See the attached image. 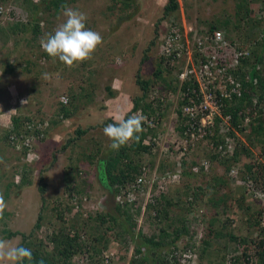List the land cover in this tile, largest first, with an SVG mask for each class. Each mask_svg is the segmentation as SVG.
<instances>
[{"label": "trees", "instance_id": "obj_1", "mask_svg": "<svg viewBox=\"0 0 264 264\" xmlns=\"http://www.w3.org/2000/svg\"><path fill=\"white\" fill-rule=\"evenodd\" d=\"M17 1L26 2L29 8L25 7L24 4H19ZM111 1L116 2V0ZM64 2L65 0H0V16L7 14L9 17L8 23L11 22L8 27L0 23V49H3L9 42L10 38L8 35L11 33L12 36H17L18 41H23L28 46L30 43L36 49L35 53L39 52L35 61L40 59V63L50 61L57 64L55 61H59V59L48 56L41 47L42 38L40 37L45 39L48 33L54 32L58 27L56 24L54 26L51 25V27L48 25L53 24L52 17H56V14L62 10L61 5H66ZM118 2L121 4L119 9L121 14L118 17L116 26L124 22H133L138 15L136 7H138L139 2L137 0H119ZM7 3H11L12 10L7 7L9 5ZM250 6L251 9H249ZM162 10L164 15H171L169 18L166 17L168 27H181L180 14L177 13L179 11L178 0H167ZM256 10L264 12V0H238L233 17L227 13L224 17L215 18L213 22H209L204 27V31L207 34H211L214 30H220L226 38L236 35L237 40L240 42V48L249 50L248 55L241 59L238 67L233 72L237 78H240V94L232 98V103L226 101V107L224 112H222L223 116L231 115L228 124L231 128L237 127L239 122L238 114L252 115L253 113L251 110L252 96L257 88V84L252 81L254 78L258 79L260 88L264 93V71L259 65L263 62L264 28L259 36H255L249 33L252 31L251 28L250 31L247 30L245 32L242 27L245 21H247L246 26L249 25V27L254 29L257 23L262 22L264 24V17L258 18L255 16ZM176 14L177 16H175ZM158 26L159 24H156V27ZM86 27L90 28L91 26L86 25ZM14 28H16L15 31L12 30ZM47 29L50 30L47 31ZM90 29L94 30L93 28ZM14 33H17V35H14ZM156 35L157 32L155 30V36L143 48L146 51L141 56V61L148 56V50L153 53L154 47L161 43ZM24 37H26L25 41ZM110 43L108 42L109 45ZM96 50H102L101 46L99 45ZM103 50H111V48L105 46ZM174 50L168 54L158 53L156 58L157 65L151 76L140 79L139 69L135 72L136 84L142 90V95L133 98V107L129 115L140 109V112L146 116V121H148L143 124L144 130L139 133V141H129L121 146L119 150L111 149L109 147L111 141L104 135L103 128L109 123H114V120L107 119L99 125L101 127L100 130L94 131V133L98 131L99 136L102 138L105 137L106 146L101 148L99 145L98 149L93 152L78 143L77 148L79 150L77 151V156L73 159L75 163L70 164L63 173V179L66 182L65 188L68 191L66 193L68 200H65V204L68 206H64L63 210L57 211V216L61 220L56 222L55 228L52 227L50 229L46 240H41L42 238L34 239L33 232L27 238L23 237V247L31 249L32 260L28 261L25 259L19 264L112 263V257L105 258L103 256L112 246V240L121 244L126 243L125 246H128V244L133 245V253L129 259V264H192L193 260L195 264H264V227L261 225V221L264 218V199L254 198L252 202L247 204L243 202L244 192L245 194L253 195V191L249 192L250 188L245 184L247 179H254V182L257 183L258 177H262L259 179L263 181V186L258 185L257 187L264 190V164H257L258 174H254V176L250 175L252 174L251 166L247 165L244 172L241 165L238 166L237 164L240 161V153L251 154L247 148L235 145L231 154L217 157L213 154L215 153L214 149L209 146L210 153L204 154V157H199V160H196L197 169L192 171L183 169L182 174L175 181L171 180V175L177 169L176 164L182 163L185 157L180 156L177 158L174 150H166L164 161L156 166H154V160L152 159L147 163H141L142 154L154 153L153 145L155 143L144 142L147 137L152 141V137L154 139L158 135L156 132L152 133V127L150 126L155 123V115L153 114L157 113L158 116L160 105L164 104L165 98L172 97L180 89L185 91L187 86L185 82L180 85L177 76L171 77L174 75V62L178 59L174 56ZM14 51L17 50H11L10 52L6 50L4 52L3 59H7L3 62L0 61L4 66L2 68L3 74L11 73L15 70L12 62L8 61L9 53ZM22 51L20 50V52ZM26 51L29 52L31 50H25L24 53ZM24 53L22 56H24ZM173 57L175 58L174 60ZM25 61H27L25 65L27 70L31 65V61L28 59ZM181 61H178L177 64ZM92 64L91 60L78 62L73 67H68L63 63L55 68V72L59 74L60 78L67 81V86H73L75 82L70 84L68 74L83 73V83L88 82L99 71V67L95 69ZM167 74L169 76H166ZM83 83L79 86L80 90L88 89V86ZM161 85L166 88L167 94L164 95L159 92L158 87H155H161ZM151 87L158 89L155 90L156 96L146 101L144 100L145 95H147L146 93ZM68 88L71 89L70 87ZM106 88L110 89L109 86H106ZM3 89V86L0 87V95H3ZM37 92H39V89ZM64 95L67 96V101L62 102L59 100L58 109L54 113L56 118L51 120L54 124L61 123L63 118L71 116L78 105V103H74L76 97L78 99L84 96L89 97L93 93L87 91L85 94L76 96L72 88L71 91ZM177 102L178 106H180L187 103V99L184 98ZM34 117V113L23 110H18L11 115L10 128H2L0 130V145L3 147H16L17 141L15 137L23 145L22 139L24 136H30L31 133L33 135L37 134L39 131L35 130L37 123ZM41 121L43 120L41 119ZM185 121L189 124L193 119L187 115L182 116L178 107L176 110V123L178 124H176L174 132L184 131ZM252 122L254 124L250 126L249 136L255 138L260 136L261 139H264V116H256ZM213 125L214 128H217L216 132H218V129L226 127V122L223 118H216ZM238 130H242L240 126ZM87 131L88 128H77V136L72 138L71 141L79 139ZM47 132L48 129L46 127L40 130L41 139L44 138L45 133L47 135ZM231 132L229 131V133ZM23 149L26 150L24 145ZM18 152L21 153L22 151ZM23 154L24 152H22V157ZM0 158H3L2 155ZM82 160L86 161L87 165H83L81 168ZM203 161H207V167L202 163ZM212 162L216 166H222L219 172L210 171ZM37 163L38 161L32 163L23 161L21 168L15 172L13 171L14 176L19 170V173H17L19 175L18 181H15L12 176L13 179L9 185L20 186L30 183V175L36 168ZM93 165L96 169L95 180L99 184V189L104 193L99 201L102 210L99 211L97 207L94 214L90 213L86 218H83V209L81 207H83V203L89 200L88 197L90 195H88L87 189L92 184H89L90 174L88 171ZM154 174L156 177H153ZM239 174L243 175L240 180H238ZM184 177L185 181L182 180ZM78 179H80L79 182ZM39 180L41 181L39 191L44 193L46 186L43 183V176H40ZM181 180L184 182H182L183 184H180ZM242 180L244 184L240 183ZM234 184L236 185L234 186ZM229 186H234L235 193ZM148 187L151 189L150 195L148 198H144V190ZM224 188H229V190L222 191ZM230 190L232 196L230 195ZM131 193L138 197L136 203L135 199H128ZM239 193H241V197L233 199ZM116 195L120 196L121 200H117ZM235 202L237 203L236 206H239L238 208L241 210H239L238 219L234 225L233 218L229 219L228 217L229 214L234 213ZM74 208L77 210L81 220L76 222L69 218L63 219L61 213L74 210ZM141 213L144 216L143 230H136V217ZM189 216H193V220L206 219L207 225H204L202 235H200L198 228L196 230L195 227L191 226L189 220L191 218ZM201 220L199 222L202 224ZM41 221L42 217L39 214L34 224L35 229L40 228L42 225ZM216 223L217 225H215ZM13 235H16V232L8 231L7 238ZM219 239H223V253L215 246L216 243L220 244ZM226 247H230V250H238V254L228 256Z\"/></svg>", "mask_w": 264, "mask_h": 264}, {"label": "rangeland", "instance_id": "obj_2", "mask_svg": "<svg viewBox=\"0 0 264 264\" xmlns=\"http://www.w3.org/2000/svg\"><path fill=\"white\" fill-rule=\"evenodd\" d=\"M118 1L119 0H116V2L111 0H65L64 2L67 6L79 9L80 11L86 13V25L91 26L90 28L99 32L102 38H104L103 43L100 45L102 50H96L93 53L92 58L89 59L92 61V66H94L95 69L99 67V71L94 75V77L89 79L88 82L83 83V73H67L70 84L75 82L73 86H67V81L56 76L55 72V68L59 64L62 65L63 62L55 61L57 62V64H55L50 61L40 63V59L35 61L39 52L35 53L36 49H34L30 43L28 46L25 42L18 41L17 36H12L11 33L8 35L10 38L9 42L3 49H0V61L2 62L7 59H3L5 55L4 52H6V50H9V52L11 50H17L9 53L8 57V61L12 62L15 66V70L13 72L3 74L2 68H4V66L0 62V87L3 86L4 88L3 95H0V130L2 128H10V117L18 110L29 111L30 113H34L40 120H49L50 122L55 118L54 112L58 109L60 96L68 91H71L72 88L76 96L79 94H85L87 91L93 93V95H90L89 97L84 96L80 99L76 97L74 99V103H78V105L74 109L71 116L64 118L61 123L51 125L49 127L50 129L48 128L47 135L45 133L44 138L35 143L34 151L37 154V157H33L36 158L35 160H37L38 163L30 175V183L20 186L9 185L13 179L12 176L14 172L21 168L25 159L22 157L23 151L21 153L18 152L21 151V149L12 146L3 147L0 145V156L2 155L4 159L0 166V191L3 192L4 199L7 203V208L4 211L3 218L0 219V239H4L9 247L23 246V237L27 238L31 232H33L34 239L38 240L42 238L41 240H46V236L50 232V229H52V227L55 228L56 222H60L61 220L57 216V211L63 210V208H65L64 206H68L65 204V200H68V195L66 194L68 191L65 188L66 182L63 179V173L70 164L75 163L73 159L77 156V151L79 150L77 148L78 143L93 152L98 149L99 145L101 148L106 146L107 143L105 137L102 138L99 136L98 131L95 133L94 131L100 130L101 127L99 125L105 120H114L115 115L118 113L128 112L129 109L131 110L133 107V98H137L142 95V90L139 88L138 84H136L135 80V72L137 69H139V78L141 79L151 76L156 68V58L161 50L160 44L158 45L157 43L158 46L154 47L155 50L153 53L148 50V56L146 59L143 61L140 59L146 51L142 48L147 41V44L149 43L151 40L150 38L153 39L154 37L152 36L150 27L151 24L154 23L152 20H158L161 22L164 19L167 20V18L171 16L164 15L162 12L163 6L166 4L167 0H137L139 2L138 7H136V9H138L137 21H133L134 23L124 22L119 25V29V26H116L118 17L121 14V10H119L121 4ZM179 1L181 8H179L177 13L180 14L182 20L184 21L186 30L185 34L187 37L189 36L188 41L192 37H190L191 33H189L187 26L189 27L192 25L193 28L199 30V27H205L209 22H213L215 18L224 17L227 13L230 14L229 16L233 17L236 3L238 2V0ZM17 2H19V4H24L25 7L29 8L26 2ZM8 4L9 3H7V5ZM7 7L12 10L11 3ZM249 9H251V6ZM175 16H177V14ZM52 19L53 24H49L48 26L51 27V25L54 26V24L59 26L65 19L62 15V10L56 14V17H52ZM142 20L147 21V23H145L146 27H142L143 24L140 25V23H136L141 22ZM204 21H207V23ZM0 23L5 27L11 25V22L8 23V17L6 14L0 16ZM246 23L247 21L244 22V26L242 22L243 31H250L251 28L252 31L249 33L252 32L255 36L259 34L257 31L264 27L261 25L262 23H259L257 24L258 26L256 29H254L253 27H249V25L246 26ZM165 25L166 24L161 25V30L165 27ZM50 29H47V31ZM12 30L15 31L16 28ZM115 30L119 32L118 34L121 35L122 38L117 39L116 36H114V34H116V32H114ZM112 31L114 34L112 33L111 35L110 33ZM133 31H137V36L141 35L140 32L143 33L144 43L139 42V44H133L135 49L130 50L131 46H125L124 41H126L130 35L132 38L136 36L132 33ZM14 35H17V33H14ZM112 37L115 39L114 41L121 42V44H124L125 47H123L122 50H103L106 45L109 46L108 42L112 40ZM156 37L159 38L160 34H157ZM25 38L26 37H24V41ZM40 38L43 39V37ZM46 38L47 35L45 36V39ZM20 50L23 51L20 52ZM25 50L31 51H26L24 53ZM23 53L24 56H22ZM262 57L263 62L261 69L264 71V52ZM26 59L31 61V65L27 70L25 69L27 62L25 61ZM105 59L107 60L104 61ZM180 66L181 65H177V67ZM28 70L29 72H27ZM173 70L174 75L171 77H176L177 69ZM166 76L169 75L167 74ZM82 83L85 86H88V89L80 90L79 86ZM106 86H109L110 89H107ZM153 87H151L146 93L147 95H145L144 100L148 101L156 96L155 90L158 89L159 92H162L164 95L167 94L166 88L163 85H161V87L155 86L156 88L158 87V89H153ZM38 89L39 92H37ZM177 101L178 99L174 100V94L172 97L170 96L169 98H165L164 104L160 105V110L158 111L159 115L157 116V113L153 114L155 115V123H152L150 126L152 127V133L156 132L158 135L155 136L154 139L152 137V141L146 138V141L144 140V142L148 141L149 143H155L153 145L154 153L148 152L142 154L141 163H147L152 159L154 160V166H156L164 161L166 150L172 151L174 150V145L179 144L180 137L174 135V129L176 124H178L176 123V110L179 107ZM13 107L15 108L14 112L12 110ZM252 111L254 114L259 113L257 109ZM130 112H128V114ZM133 113L141 112L140 109H138ZM242 115L239 114L240 117L238 120L240 123H237L239 124L240 129H243L239 132V138L242 140L240 147L247 148L251 154L248 155V153H240V161L237 165H241L244 172L246 171L247 165L251 166L252 174L250 175L254 176V174H258L257 164H264V139H261L260 136H257L256 138L251 137L249 136V133H246L249 132L250 126L254 124V122H252L253 117L247 118L250 122H246L243 121L244 119ZM155 124H157V126L153 128ZM77 128H88V131L85 132L79 139L71 141L72 138H76L77 136ZM93 133L94 135H92ZM219 134L223 135L225 133L222 131L219 132ZM194 149L188 152L186 159L184 160L188 165H190L191 162H195V160H199V157H204V154H209V151H211L205 143H200ZM213 154L217 157L219 155L216 153ZM81 164V168L83 165H87L84 160L81 161ZM213 165L214 164L212 162V166ZM212 166L210 170L211 172L212 170L219 172L222 168V166ZM186 168H188V166H186ZM17 173H19V170L13 176L14 179L19 176ZM88 173L90 174L89 184L91 183L92 186H89L90 188L87 189V193L91 197L89 196V200L86 203H83L84 205L82 204L83 207L81 208L83 209V218H86L90 213L94 214L97 207L99 211L102 210L99 201L102 199L101 196L104 194L99 189V184L95 180L96 169L94 165L91 169H89ZM40 176H43V183L46 186L44 193L39 191V184L41 183L39 180ZM241 176L243 175L239 174L238 180L241 179ZM259 178L261 179L262 177H258L255 186H263V181ZM184 179L185 177L182 178V180ZM182 180L180 184L184 183ZM252 180L254 181V179ZM79 181L80 179H78V182ZM240 183L244 184V181L242 180ZM235 185L236 184H234V186ZM233 187H231V190L235 193ZM228 190L229 188L222 189V191ZM231 190L230 195L232 196ZM239 194H236L233 199H236L239 196L241 197V193ZM149 195V188H146V190H144V198H148ZM133 197H135V195H133ZM137 198L138 197H136V199ZM253 199L254 198L251 195L245 194L244 192L243 202L245 204L252 202ZM136 202L137 201H135V203ZM234 205L236 206L237 203L235 202ZM238 207L239 206H236L235 209L233 208L234 213L229 214L228 217L229 219L233 218L234 225L237 222L239 210H241ZM79 212L81 211L79 210ZM39 214L42 217V225L39 229H35L34 224L36 223L37 216ZM61 216L63 219L69 218L76 222L81 220V217L78 215L75 208L74 210L72 209L71 211L61 213ZM189 218H191L189 219L191 226L195 227L196 230L198 228L200 230V235H202L204 232V225H207L206 219L201 220V218H199L202 222L201 224L199 219L193 220V216H189ZM143 221L144 216L143 213H141L136 217V230H143ZM215 225H217V223ZM8 231L16 232V235L7 238ZM219 240L220 244L216 243L217 245L215 244V246L223 253V239ZM111 244L112 246L104 253L103 256H105V258L112 257V263H108L107 260H105V262L108 264H129V259L133 253V245L128 244V246H125L126 243L121 244L113 240ZM230 249V247H226V253L228 256L238 254V250ZM0 264H11V262L0 261ZM192 264H195V262Z\"/></svg>", "mask_w": 264, "mask_h": 264}, {"label": "built area", "instance_id": "obj_3", "mask_svg": "<svg viewBox=\"0 0 264 264\" xmlns=\"http://www.w3.org/2000/svg\"><path fill=\"white\" fill-rule=\"evenodd\" d=\"M171 27H168L164 35L160 37V53L168 54L175 49L174 56L178 59L174 62V68H177L178 64L182 63L183 65L184 62L182 67L177 68L176 76L180 85L185 82L187 86L185 91L178 90L174 98L178 101L184 98L187 99V103L179 106L180 114L193 119L189 124L185 121V130L181 132L179 144L175 145L176 149L181 148V154H185V152L193 150L200 143H205L220 156H228L232 153L235 145L237 146L239 143L229 133V131H235L234 127L231 128L228 125L231 115L223 116L222 112L226 107V101L231 102L235 95L240 94V78H237L233 72L238 67L241 59L248 55L249 50L240 48V42L237 40L236 35L226 38L220 30H214L211 34H207L204 27H199L198 30L189 26L187 28L192 38L188 41L189 36L187 37L185 34V27H183V31L177 26ZM178 61L181 62L177 64ZM252 81L257 84V88L252 96L251 109H257L259 113L262 109L260 114L264 115V93L261 91L257 79L254 78ZM60 101L66 102L67 96L62 95ZM242 117L244 121L249 120L244 115ZM216 118H223L226 122V127L218 129V132H216L217 128H214L213 125ZM40 126L41 124L38 127L40 128ZM28 127L30 126L28 125ZM237 127H239V124ZM222 131L225 134L220 135L219 132ZM15 138L17 148H22L23 145L28 148L26 159H33L35 154L30 150L32 137L24 136L22 139L23 145L17 137ZM202 163L207 167V161ZM246 183V186L250 188L249 192L252 190L255 197L264 199V191L255 186L256 182L247 179ZM261 225L264 227V218Z\"/></svg>", "mask_w": 264, "mask_h": 264}, {"label": "clouds", "instance_id": "obj_4", "mask_svg": "<svg viewBox=\"0 0 264 264\" xmlns=\"http://www.w3.org/2000/svg\"><path fill=\"white\" fill-rule=\"evenodd\" d=\"M178 3H179V8H181L179 0H178ZM61 9H62V15L65 18L64 21L54 30V32L48 33L46 39L41 40V47L47 53L48 56L53 57V58H58L59 61L63 62L66 66L73 67L78 62H83L85 60L91 59L97 47L103 43V38L99 32L86 27V21H87L86 13L80 11L79 9L72 8L67 5H63V4L61 5ZM255 16L258 18H263L264 12H261L260 10H256ZM180 19H181L180 28L183 31V27H185V24L181 16H180ZM163 24H166L165 27L159 33H157V34H160V37L164 35L165 31L168 28L167 26L168 22H166V20ZM257 24H256V27L258 26ZM261 25H264V24L262 23ZM261 32H262L261 29L257 31V33L259 34ZM259 34H257L256 36H259ZM180 65H182V63ZM259 65H262V63H260ZM177 68H174V69H177ZM58 75L59 74H56V76ZM257 83H260L258 79H257ZM261 110L262 109H260V113H261ZM14 111H15V108L13 107V112ZM130 111L131 110L129 109L128 112ZM128 112L118 113L114 117V123H109L103 128L104 135L107 136L109 140L111 141V143L109 144V147L113 150H119L121 146L127 144L129 141H139V138H140L139 133H141L144 130L143 124L144 122H146V117L142 113H133L129 115ZM260 113H257L256 115L254 113H252V115H246V114H243V115L246 116L247 118L253 117L252 118L253 120L256 116L263 115ZM34 119H35V122L37 123L35 130H38L40 132V130L43 127H46L48 129L50 125L49 120L41 121L39 118H37L36 115ZM246 122H250V121L247 120ZM39 124H41L40 126L41 128L38 127ZM39 132H37V134L35 135L31 133L30 136H27V137H32V141H31L32 144H31L30 150L33 152V154H35L36 157H37V154L34 151L35 150L34 145L37 141L41 140V135L39 134ZM239 132H241V130H238V127H236L235 131L234 132L232 131L231 132L232 134L230 133L232 136H234L238 140V143H239L238 146H240L242 142L241 138H239L240 137ZM246 133H249V132H246ZM174 135H177L180 137L181 132H174ZM144 140L146 141V139ZM146 143H149V142L147 141ZM18 149H21V151L24 152L25 155L23 154V157L25 159V162L32 163L34 161H37L35 160L36 158H33L31 160L26 159V155L28 152L27 147H26V150L24 149L22 150V148H18ZM174 151L176 152L177 158H179L180 156H184L185 159H186V155L189 152L188 151V152H185V154H181V148L176 149L175 145H174ZM2 162H3V158H0V163ZM195 162H191L190 165H188L185 161H182V163L180 164H176L177 169L175 170L173 175H171V180L172 181L177 180L179 176L182 174L183 169H190L191 171L194 170V168L196 167ZM186 166H188V168H186ZM153 177H156L155 174ZM14 180L18 181V177ZM148 188L150 192L151 189L150 187ZM258 188L261 189L260 187ZM133 195L134 194L131 193L128 199L130 200L135 199L134 201H136L137 200L136 197L131 198ZM119 197L120 196H117L116 199L121 200V197L120 199ZM252 197L260 198V197H255L254 195H252ZM6 208H7V203L4 199V194L2 191H0V219L3 218V214ZM25 259H27L28 261L32 260L31 249L25 248L23 246L9 247L7 242L4 239H0V261H8V262H11V264H19V262H22Z\"/></svg>", "mask_w": 264, "mask_h": 264}, {"label": "crops", "instance_id": "obj_5", "mask_svg": "<svg viewBox=\"0 0 264 264\" xmlns=\"http://www.w3.org/2000/svg\"><path fill=\"white\" fill-rule=\"evenodd\" d=\"M137 19H138V16H136V21H137ZM135 20H133V21H135ZM151 20V19H150ZM154 23H152L151 24V33H152V36H155V30H156V32L157 33H159L160 31H161V25H163V23L165 22V19L163 20V21H161V22H159L158 20H152ZM129 23V22H128ZM134 23V22H133ZM137 24H139L140 23V25L141 24H143V26L142 27H146L145 26V23H147V21L145 20H142L141 22H136ZM156 24H159V26L158 27H156ZM255 29H256V27H255ZM142 30V29H141ZM263 30V28H261V31ZM138 31V30H137ZM137 31H133L132 33H134V35H136V33H137ZM114 32H116V34H114ZM112 31L110 34H114V36H116V38L117 39H119V38H122V36L121 35H119L118 33L119 32H117V30H115V31ZM141 33V35L140 36H135L134 38H132V36L130 35L129 36V41H128V39L126 40V41H124V43H125V46H128V47H130L131 46V49H135L134 48V46H133V44L134 45H136V44H139V42H141V43H144V39H143V33L142 32H140ZM118 35H119V37H118ZM127 37H128V35H127ZM104 39V38H103ZM150 39H152V38H150ZM115 39L112 37V41L110 40V45H109V47L111 48V50H122L123 49V47H125L124 46V44H121V42H116V41H114ZM148 42V41H147ZM147 42H146V44H147ZM145 44V45H146ZM144 45V46H145ZM106 47H107V45H106ZM115 48V49H114ZM144 48V47H143ZM142 48V49H143ZM130 49V50H131ZM13 110V109H12ZM12 110H10V111H12ZM55 113V112H54ZM56 118V117H55ZM51 122V121H50ZM62 122V121H61ZM56 124H58V123H56ZM51 125H55L54 123H50V125H49V127L51 126ZM48 127V128H49ZM50 129V128H49Z\"/></svg>", "mask_w": 264, "mask_h": 264}]
</instances>
